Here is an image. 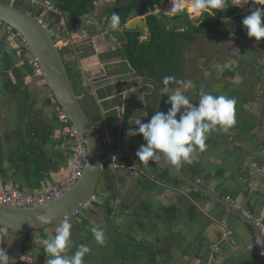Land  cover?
Listing matches in <instances>:
<instances>
[{"label":"flooded vegetation","instance_id":"af4514ba","mask_svg":"<svg viewBox=\"0 0 264 264\" xmlns=\"http://www.w3.org/2000/svg\"><path fill=\"white\" fill-rule=\"evenodd\" d=\"M171 2V0H110L109 2L100 0L95 4L97 8L95 22L84 23L81 19L83 14L74 30L71 28L74 24L68 22V19L66 26L60 28L55 25L51 29L74 89L94 123L97 135L102 140L104 135L111 139L109 145H106L107 148L121 145L113 128L119 118L124 122H130L131 129L134 130L138 127L134 124L135 120L141 119L142 123H147L157 111L166 113L171 107L167 102L168 96L174 94L176 90L185 94L193 104H198L201 89L213 95L235 98L236 124L228 132H210L205 141V149L199 151L197 146L193 162L181 164L180 167L192 171V167L199 168L203 164L206 171L215 167L217 170L224 167L230 174H236L238 173L235 171L236 167L239 166L241 172L242 166L245 167L253 162L244 156L245 151L264 155V145L257 137L261 135L264 138V129H261L264 123V99L261 98L262 94L264 95V40L257 42L254 37L249 38L247 30L241 25L242 20L258 8L257 4L260 8L264 5H259L260 0H251L252 9L248 10L250 12L242 13V6L237 5L238 3L233 0V3L239 7L238 14L242 15L243 19H240V24L235 22L228 29L227 23L234 22L235 15L222 18L210 9L196 16L189 11L191 0H183L182 5L174 1L176 7L172 3L169 9ZM52 4L55 9H50V12L57 11L58 14L62 13L64 17L66 16L54 2ZM140 6L150 9V13L142 17L146 22L144 29L127 27L132 21L127 22L130 11ZM113 12L120 16L117 30L110 27ZM168 36L175 49L167 48ZM144 58L151 59L152 62L148 61L149 65L145 66L142 62ZM94 62L95 65L91 66ZM89 66L91 68H88ZM97 71L100 73L94 76L93 73ZM165 76H173L175 80L165 85L163 83ZM187 80L193 82L194 86L190 89H185L182 83H178ZM165 87L169 89L167 93L163 91ZM114 89L118 93L117 96L109 98L107 95ZM159 90L160 92L157 93ZM101 96L107 97L109 103L99 102ZM90 102L95 104L93 109ZM115 103H118L116 108L103 107L104 104L108 106ZM131 138V143L124 147L137 150L146 143L140 134ZM103 157L109 160L111 175H117L116 182L107 180L104 185L105 179H101L91 202L81 208L74 217L68 218L74 221L76 223L74 226L77 227L72 242L73 249H68V255L74 254L78 245L92 242L94 227L101 228L106 233L110 227H121L124 224L121 217L130 205L126 177L132 181L139 179L142 187L140 185L133 187V193L140 197L143 193L148 195L147 185L150 186V181L146 182L149 178L145 177L142 168L148 167L150 170V166H153V169L157 167L169 178H173L172 181L176 179L175 175L161 166L159 159L144 164L138 157L125 154H104ZM160 159L167 161L162 155ZM119 171L122 173L120 174ZM124 173H127V176H124ZM222 174L223 171L220 175ZM243 177L247 181L248 177L251 181L260 177L263 179L264 172L261 170L254 174L250 172L249 176ZM99 190L107 193H98ZM115 190L117 193L112 198L110 194ZM141 200L146 201L143 197ZM147 203L145 202L150 208L158 205L165 212L175 207L173 204L170 207L161 206V203L152 199ZM110 209L111 213L107 220L105 216ZM98 211H103V219L98 215ZM62 222L48 228L52 236L55 234V231L52 232L53 228ZM7 231L16 233V237L17 232L9 229ZM46 234L45 230H35L26 236L17 264L39 262L36 261L40 259L36 254L41 252L45 254H42L41 258L46 264L47 254L43 249ZM15 237L8 245L11 248L10 253L7 252L10 258L15 246ZM114 241L106 236L103 245L93 246L91 252L84 257V264H87L88 259L93 260L92 264H130L129 258L126 259L124 254L125 250H121ZM150 251L151 246L140 254L141 260L146 264H153ZM152 251L155 253V259L157 253L153 248ZM114 258H118L117 262ZM164 258L169 257L165 255Z\"/></svg>","mask_w":264,"mask_h":264},{"label":"crops","instance_id":"0c3cea01","mask_svg":"<svg viewBox=\"0 0 264 264\" xmlns=\"http://www.w3.org/2000/svg\"><path fill=\"white\" fill-rule=\"evenodd\" d=\"M16 1L26 5V0ZM99 1L96 0L97 3ZM103 1L109 2L110 0H101V2ZM171 1L173 2V0ZM174 1L183 2V0ZM61 16H63L62 13L48 11L43 19L51 28L55 25L61 28L63 25L66 26L67 19L66 16ZM74 25L71 27L73 30L75 29ZM67 26H69L68 23ZM99 60L103 62L102 59ZM93 65L95 62L91 66ZM99 73L97 71L93 74L95 76ZM38 75L40 74L33 71L27 57V50L20 40L13 33L0 28V192L14 188L29 193H44L51 190L57 183L65 181L69 174V163L73 155L74 143L69 135H64L66 127L58 117L57 101L46 82ZM111 91L107 95L109 98L117 96L118 93L115 89ZM99 98V102L109 103L107 97ZM105 104L103 106L105 109L118 107V103L108 106ZM90 106L93 109L95 104L90 102ZM113 128L121 146L131 143L132 138L128 135V132L132 130L130 122H124L122 118H119ZM244 156L253 162L245 167L242 166L243 171L241 172L239 166L236 167L235 171L238 172L236 175L230 174L227 170L229 174L222 182V189L224 188L223 191L228 193L233 190L239 198H242L239 202L241 208L244 207L249 211L256 208L249 206L253 202L257 203L262 200L263 203L264 178H255L254 181H251L248 177L249 180L244 179L245 183H243L238 180L237 175L243 173L245 176H247L246 174L249 176L250 172L254 174L260 170L264 172V155L245 151ZM151 168L152 166H150V170L148 167L142 168L146 178L151 175L157 179L166 176L164 171L159 168L154 167L153 171ZM106 171L108 174L105 179L112 172L110 166L106 167ZM192 171L188 169L189 173H194ZM119 172L122 173V171ZM124 176H127V173H124ZM127 178L126 186L130 205L121 217L124 224L121 227H110L108 237L115 241L118 236L130 238L141 246L138 247L140 251H145L147 249L145 244L152 242L151 248L153 247L157 253L153 264H165V255L169 259L171 257L172 264H212L213 261L221 259L231 251L247 247L248 230L238 220L232 224L233 231H229L228 236L223 238L226 233L221 231L218 221L207 219L208 221L201 220L191 223L187 217L186 219L184 215H180V211L190 215L194 214L193 200H191L190 207L185 209L182 203L184 198L178 199V193L172 189H160L157 193H148V195L140 193L146 199L143 201L140 195L133 193V187L140 185L139 179H137V184V180L132 181ZM141 179L143 180V178ZM228 179L230 181L225 182ZM107 180L103 182L104 185ZM175 181L178 180L175 179ZM173 197L176 199L172 200ZM150 199L161 203V206L170 207L173 204L175 207H171L168 212L160 209L158 205L150 208L145 204ZM177 199L181 201L176 205ZM256 209L259 210L258 205ZM217 211L214 212L219 214V210ZM142 218L149 222L145 228L133 225ZM69 221L72 224L71 240H73L77 227L74 226L76 224L74 221ZM177 229L181 230L182 238H177ZM54 231L55 228L52 232ZM15 234L0 227V248H4L10 253L11 248L8 245L11 241L13 242ZM229 234H232L231 240H228ZM93 245L99 246L100 244L94 241ZM215 246H219V249L215 250ZM72 249L73 246L69 250ZM133 251L137 252L135 249ZM42 254L44 253L36 254L40 259L36 260L39 262L34 264H44L41 258ZM226 264H264V258L257 251H239V253L231 255Z\"/></svg>","mask_w":264,"mask_h":264},{"label":"water","instance_id":"95a60500","mask_svg":"<svg viewBox=\"0 0 264 264\" xmlns=\"http://www.w3.org/2000/svg\"><path fill=\"white\" fill-rule=\"evenodd\" d=\"M257 7L260 8L258 4ZM149 10L148 7L141 6L133 8L127 18V22L132 20L131 25L129 24L127 27L144 29L146 22L142 17L148 15L150 13ZM48 11H50V8L35 0H26V5L20 4L16 0H0V21L2 22L0 28L7 30L9 33H13L20 40L22 45H24L27 50L29 63L34 72H36V62L41 67L42 72L38 73L40 74L38 76L46 82L47 87L57 101L59 107L57 111L58 117L61 110L67 112L71 123L81 132L85 140L87 156L85 158L82 175L60 197L43 204H35L25 207L0 203V227L17 232L14 242L15 246H13L11 252L10 264H17L18 259L22 254L23 243L29 233H32L35 230H45L47 232L46 237L49 238L52 236L48 229L50 226L59 223L64 219H68L69 217H74L75 214L79 213L81 208L91 202L92 197L97 192L101 179H105L108 174L106 167H109L110 163L108 162L109 160L104 161L102 159L104 154H125L131 157H137L136 152L139 150H134L121 145L107 148L106 145H109V142L104 140L106 138L105 135L103 140L97 135L95 125L74 89L73 82L70 78L66 63L60 52L59 45L56 42L51 26L43 19ZM55 12L58 14L57 11ZM76 27L77 25H74V28ZM64 125L66 127L64 135L68 136L69 126L66 124ZM157 159L161 161L160 164L164 169H168L170 173L176 176V179L178 178V181H172L173 179L169 178L167 175V178L164 179H157L155 176L151 175L149 177L150 180L146 179V182L150 181L148 193H157L160 189H172V191L179 194L178 199L184 198L182 203L185 209L190 207L191 200H193V215L185 213L184 211L179 212L181 216L184 215L185 218L187 217L188 219H186L191 223L207 219L218 221L222 229L221 231L224 233L233 231L232 224L233 222H236V220L246 226L248 230L246 238L247 247L231 251L221 259L213 261L212 264H226L231 255L239 253V251H257L261 257L264 258V234L262 228L257 224V219H264V198L263 203L262 200H259L257 203L253 202L252 205H249L250 207L255 206L256 208L258 205L259 210L255 208L247 211L244 207L241 208L239 202L242 198H239L233 190L231 193L222 190L223 181L221 180L227 178L226 176L229 174L227 168L223 167L222 169L217 170L215 167L206 171V167L201 164L199 168L192 167V172L194 173H189L185 167L172 165L168 161L161 160L160 157ZM222 171L223 174L220 175ZM111 174L112 173L109 174L107 179L116 182L117 175ZM246 175L248 176V174ZM243 176H245V174L240 173L237 175V178L240 182L245 183ZM226 181L230 180L228 179L225 180V182ZM180 182L183 184H180ZM62 183H64V181ZM62 183H57L56 185ZM112 189H114V187ZM99 193L106 194L107 192L99 190ZM116 193L117 191L115 190L114 192H111L110 196L113 198ZM171 199L175 200L176 197ZM178 199L175 204L181 201H178ZM217 210H219V214L214 212ZM107 211L108 213L107 216H105V219L108 218L111 209ZM102 212L103 211H98V215L101 217L103 214ZM41 215L49 218L47 224L39 221ZM101 219H103V217ZM143 219L144 218L138 220L136 223H133V225L145 228L146 224L149 222ZM181 233V230L177 229V238H182ZM106 236L108 238V231L105 233V238ZM231 237L232 234H229L228 240H231ZM116 240L133 250L135 249L139 253L144 252L140 251L138 247L141 246L130 238L118 236ZM94 241L96 240L93 238L92 242L89 241L85 245L92 249ZM151 244L152 242H150V244L146 243L145 248L148 249ZM152 248L150 256L153 259L152 262L155 263ZM165 264H172V261L169 258H166Z\"/></svg>","mask_w":264,"mask_h":264},{"label":"clouds","instance_id":"9594fccd","mask_svg":"<svg viewBox=\"0 0 264 264\" xmlns=\"http://www.w3.org/2000/svg\"><path fill=\"white\" fill-rule=\"evenodd\" d=\"M53 2V0H51ZM249 0H240L237 5L247 4ZM174 7H176L175 3ZM227 0H191L189 11L196 16L210 9L222 10L226 7ZM257 4V3H256ZM259 5H264L260 0ZM173 7V8H174ZM120 24V16L112 13L110 27L117 30ZM243 27L247 30L249 38H255L257 42L264 40V7L256 8L251 14L242 20ZM175 80L173 76H165L163 83L167 85ZM185 89L192 88L191 80L179 81ZM169 91L167 87L163 89ZM171 107L168 111H157L147 123L141 119L135 120L138 127L128 132L129 136L140 134L145 144L139 147L136 156L140 162L147 164L155 162L161 155L170 164L180 166L191 164L195 159L198 146L199 151L206 147L205 141L212 131L228 132L236 124L235 106L236 99L224 95H213L200 91L198 104H193L181 91L176 90L168 96ZM179 114V117H178ZM49 218L41 215L39 221L47 224ZM72 224L68 219L55 228V234L43 240V249L47 254L46 264H84V257L91 249L84 244L78 245L72 255L67 251L72 247L71 240ZM93 237L98 244L105 243V232L103 229L94 227ZM0 264H10V256L4 248H0Z\"/></svg>","mask_w":264,"mask_h":264},{"label":"built area","instance_id":"2783aa9c","mask_svg":"<svg viewBox=\"0 0 264 264\" xmlns=\"http://www.w3.org/2000/svg\"><path fill=\"white\" fill-rule=\"evenodd\" d=\"M44 5H46L50 9H55L51 0H36ZM97 2H95L96 4ZM94 10L85 13L81 19L84 23H93L95 22V11ZM2 22L0 21V25ZM35 68L37 73H41L42 69L35 63ZM60 120L69 126V137L72 139L74 143L73 155L71 157L70 171L67 179L64 183L60 185L54 186L50 191L44 193H26L21 189H10L8 191L0 192V203L12 206H31L35 204H43L49 201L54 200L57 197L63 195L82 175L83 167L85 163V158L87 156V147L85 144V140L81 134V132L71 123L70 117L66 111L61 110L59 112ZM105 141H111L110 137L107 136ZM257 224L262 228L264 234V219L258 220ZM229 233V232H228ZM226 233L223 238L228 236ZM219 246H215V250H218Z\"/></svg>","mask_w":264,"mask_h":264},{"label":"trees","instance_id":"16d2710c","mask_svg":"<svg viewBox=\"0 0 264 264\" xmlns=\"http://www.w3.org/2000/svg\"><path fill=\"white\" fill-rule=\"evenodd\" d=\"M53 2L55 4V6H57L62 12H64L68 21L72 22L73 24H76L77 21H79L81 15L94 10L96 7L95 6L96 0H53ZM182 3L183 2H181V3L178 2L179 5H182ZM190 5H191V2H190ZM213 10L222 18H230V17L235 15L236 19H238L239 17L242 16V15L238 14L239 7L233 3V0H227L226 7L224 9H222V10L213 9ZM241 25L243 26V24H241ZM168 38H169V36H168ZM167 45H168V47H167L168 49H170V50L175 49L174 44L171 41V38H169ZM157 48L158 47H156V49ZM148 61L152 62L151 59H147V58L142 59V62L145 64V66L149 65ZM147 188H148V185H147ZM114 242L120 246L121 250L122 249L125 250V252H126V253H124L125 255L131 257L129 259V262H133L132 261L133 258H138L141 256L137 252L131 250V248H129L128 246L123 245V244L119 243L118 241H114ZM137 260L139 261V259H137Z\"/></svg>","mask_w":264,"mask_h":264},{"label":"rangeland","instance_id":"374dc122","mask_svg":"<svg viewBox=\"0 0 264 264\" xmlns=\"http://www.w3.org/2000/svg\"><path fill=\"white\" fill-rule=\"evenodd\" d=\"M235 1H236L237 3L240 2V0H235ZM252 1H255V0H252ZM173 2H174V0H173ZM173 2H172V3H173ZM172 3H169V7H168L169 9H170V5H171ZM241 6H242V9H241V10H242V11H241L242 13L250 12V11H248V10H251V9H252V6H251V0H249V2H248L247 4H242ZM239 11H240V10H239ZM194 15H195V14H194ZM242 17H243V16H241V17H239L238 19L234 20V22H230L231 24L228 22L227 24H229V25H227V28L229 29L230 27H232V26L234 25L235 22H237V23L241 22L240 19H243ZM237 23H236V24H237ZM239 24H240V23H239ZM241 24H242V23H241ZM227 28H226V29H227ZM116 35H117V34H116ZM152 85H153V84H152ZM244 89H245V88H244ZM159 92H160V90H159L157 93H159ZM261 98L264 99V95H263V94H262ZM256 119H257V118H256ZM263 122H264V121H263ZM263 125H264V123H263ZM263 125H262V127H261L262 130L264 129V128H263ZM257 137H258L260 143H261L262 145H264V143H263L264 138H262L261 135H260V136L258 135ZM103 160H104V161H107V157H103ZM98 193H99V192H98ZM96 213H97V212H96ZM127 258L130 259L131 257L126 255V259H127ZM137 259H139V261H138ZM114 260H115V262H117L118 258H114ZM132 261H133V263H136V264H146L145 262H143V260H141L140 257H138V258H133ZM92 262H93V260H89V259H88L87 264H92ZM130 264H131V263H130Z\"/></svg>","mask_w":264,"mask_h":264}]
</instances>
